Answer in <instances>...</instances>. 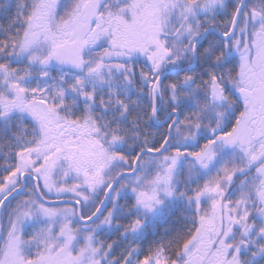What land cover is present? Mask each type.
<instances>
[{
  "label": "snow or ice",
  "instance_id": "1",
  "mask_svg": "<svg viewBox=\"0 0 264 264\" xmlns=\"http://www.w3.org/2000/svg\"><path fill=\"white\" fill-rule=\"evenodd\" d=\"M0 264H264V0H0Z\"/></svg>",
  "mask_w": 264,
  "mask_h": 264
}]
</instances>
